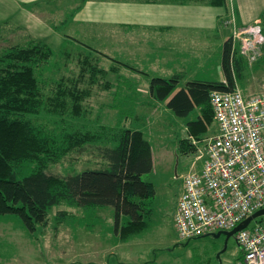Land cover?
<instances>
[{"label": "rangeland", "instance_id": "374dc122", "mask_svg": "<svg viewBox=\"0 0 264 264\" xmlns=\"http://www.w3.org/2000/svg\"><path fill=\"white\" fill-rule=\"evenodd\" d=\"M78 1L51 0L52 5H35L31 9H23L25 13L18 10V14H9L11 9L0 0V51L15 44H25L30 39H39L52 51L36 68L43 97L55 92L57 82L68 84L69 78L83 74L79 87H92L91 94L81 101V108L85 110L81 115L87 121L126 125L144 131L151 144L152 169L142 178L151 181L155 190L148 204L150 211L146 225L140 230L141 234H148L145 235L147 239L117 243L112 231L113 209L110 206L76 207L61 203L50 208L46 225H37L31 233L17 217L1 214L0 264H88L90 251L102 247L109 250L106 256L93 257L98 259L96 264H104L105 261L106 264H139L135 258L138 251L150 253L149 257L155 258L154 264H234L241 253L234 236L228 237L224 249L223 234L181 240L170 221L172 207L181 190V176L200 166L206 143L216 130L215 122L196 137L186 128V121L194 116L195 111L187 116H177L167 110L163 102L153 101L145 93L146 78L142 75L145 72L138 64L124 61L122 46L121 51L118 49L115 37L120 32H112L114 38L102 45L107 38L104 33H99L103 28L91 26L85 29L84 25L81 28L75 25L69 31L62 25L63 10ZM228 19L222 23L229 26L231 36L233 26ZM234 23L240 27L238 29L250 25H237L235 20ZM254 26L259 27L263 36L259 42L243 50V33L233 41L234 52L243 61L236 82L241 91L261 92L264 91V23L262 27L256 22L247 28ZM244 35L247 39L253 38L252 33ZM85 45L98 51L90 53L92 59H89L91 64L102 69V72L95 71L96 75L91 71V65L82 62V58L89 55ZM144 65L155 69L151 64ZM134 73L136 78L132 77ZM90 80H93L92 84ZM183 82L180 79L178 84ZM121 92L125 98L124 94H130L127 96L133 99L128 102L127 98L122 102ZM46 106L47 103L38 115L45 128L71 129L75 120L69 122L67 112L48 111ZM60 118L63 120L58 125ZM104 164L98 150L87 145L84 149H69L58 160L49 162L47 170L66 174Z\"/></svg>", "mask_w": 264, "mask_h": 264}, {"label": "trees", "instance_id": "16d2710c", "mask_svg": "<svg viewBox=\"0 0 264 264\" xmlns=\"http://www.w3.org/2000/svg\"><path fill=\"white\" fill-rule=\"evenodd\" d=\"M201 1L225 5L227 0ZM85 46L89 55L82 58L83 64L91 65L92 72H102L89 60L90 53H98L97 49ZM51 53L39 39L0 51V215L17 217L31 233L37 225L45 226L50 208L61 203L76 207L110 206L112 231L127 240L145 227L148 204L155 191L152 182L142 178L152 169L150 141L142 129L87 121L81 115L85 114L81 101L91 94L92 87H79L83 74L69 78L68 84L57 82L55 92L43 97L36 68ZM242 67L243 61L233 49L232 36H228L221 48L223 81L189 79L178 85L182 77L179 73L152 76L148 95L163 102L174 115L187 116L195 111L186 121V128L198 137L214 122L210 92L233 89ZM124 95L126 98L121 92V101L128 98L130 102V94ZM45 103L48 111L67 112L69 122L75 120L71 129L45 128L38 117ZM66 108L68 111H63ZM87 145L98 150L104 165L66 174L47 170L49 162L58 160L69 149H84Z\"/></svg>", "mask_w": 264, "mask_h": 264}, {"label": "crops", "instance_id": "0c3cea01", "mask_svg": "<svg viewBox=\"0 0 264 264\" xmlns=\"http://www.w3.org/2000/svg\"><path fill=\"white\" fill-rule=\"evenodd\" d=\"M3 3L11 9L9 14H18V10L25 13L23 9H31L35 5L53 4L51 0H3ZM14 9L16 11H12ZM231 12L237 25L258 22L262 27L264 0H227L225 5H211L201 0H79L63 10L61 24L69 31L75 25L80 28L84 25L85 29L91 26L103 28L99 33H104L107 38L102 45L114 38L112 32H120L115 37L118 49L121 51L122 46L124 61L138 64L145 72L142 75L146 78L144 88L148 95V83L152 76L170 77L179 73L184 82L189 79L222 80L221 48L230 35L229 26L222 21L228 19ZM146 63L155 69L144 65ZM132 77L136 78L135 73ZM242 91L245 94L254 92ZM176 201L171 210L172 224ZM145 235L138 231L127 240L118 235L115 238L117 243L132 239L140 242L147 239ZM108 250L102 247L87 253L91 255L88 264H96L98 259L93 257L106 256ZM149 254L138 251L136 261L139 264H154L155 258L151 259Z\"/></svg>", "mask_w": 264, "mask_h": 264}, {"label": "built area", "instance_id": "2783aa9c", "mask_svg": "<svg viewBox=\"0 0 264 264\" xmlns=\"http://www.w3.org/2000/svg\"><path fill=\"white\" fill-rule=\"evenodd\" d=\"M234 20L231 14V36L234 41L243 33V50L263 39L258 26L238 29ZM245 33L253 38L247 39ZM210 104L216 130L206 143L200 166L181 176L173 212V226L181 240L230 230L264 207V91L245 94L235 84L231 90H212ZM234 238L241 251L234 264H264V215L238 229Z\"/></svg>", "mask_w": 264, "mask_h": 264}, {"label": "water", "instance_id": "95a60500", "mask_svg": "<svg viewBox=\"0 0 264 264\" xmlns=\"http://www.w3.org/2000/svg\"><path fill=\"white\" fill-rule=\"evenodd\" d=\"M262 215H264V207L255 210L253 213H251L250 215H248L247 217H245L243 220H241L240 222H238L230 230H218V231L209 232V233H206V234H203V235H200V236L208 235V236H211V237H218L221 234H223L224 235V238H223V247L222 248L224 249L225 246H226V241H227V239H228L229 236H231V235L234 236V233L238 229L245 227L250 220H252L255 217L262 216ZM200 236H198V237H200Z\"/></svg>", "mask_w": 264, "mask_h": 264}]
</instances>
